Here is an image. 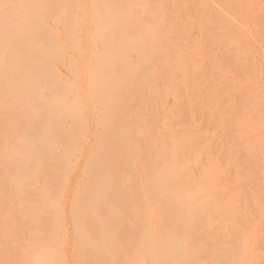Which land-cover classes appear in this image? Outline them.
Segmentation results:
<instances>
[{
	"label": "rangeland",
	"instance_id": "rangeland-1",
	"mask_svg": "<svg viewBox=\"0 0 264 264\" xmlns=\"http://www.w3.org/2000/svg\"><path fill=\"white\" fill-rule=\"evenodd\" d=\"M0 264H264V0H0Z\"/></svg>",
	"mask_w": 264,
	"mask_h": 264
}]
</instances>
